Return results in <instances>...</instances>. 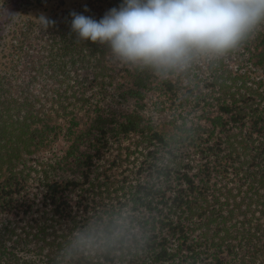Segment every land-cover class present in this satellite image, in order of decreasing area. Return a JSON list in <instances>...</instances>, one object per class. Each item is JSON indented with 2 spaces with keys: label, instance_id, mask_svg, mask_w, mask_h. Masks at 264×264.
<instances>
[{
  "label": "trees",
  "instance_id": "obj_1",
  "mask_svg": "<svg viewBox=\"0 0 264 264\" xmlns=\"http://www.w3.org/2000/svg\"><path fill=\"white\" fill-rule=\"evenodd\" d=\"M122 2L0 82V264H264V26L162 77L72 31Z\"/></svg>",
  "mask_w": 264,
  "mask_h": 264
},
{
  "label": "clouds",
  "instance_id": "obj_2",
  "mask_svg": "<svg viewBox=\"0 0 264 264\" xmlns=\"http://www.w3.org/2000/svg\"><path fill=\"white\" fill-rule=\"evenodd\" d=\"M71 16L79 40L106 45L129 68L167 77L196 59L241 49L264 26V0H123L98 21ZM39 19L45 28L52 23Z\"/></svg>",
  "mask_w": 264,
  "mask_h": 264
},
{
  "label": "rangeland",
  "instance_id": "obj_3",
  "mask_svg": "<svg viewBox=\"0 0 264 264\" xmlns=\"http://www.w3.org/2000/svg\"><path fill=\"white\" fill-rule=\"evenodd\" d=\"M97 2L98 0H0V82L5 77L21 75L26 82L34 80L27 87L32 91H48L50 85L42 86L40 82L52 77L53 71L48 73L46 68L52 59L50 50L54 47L55 40L66 42L71 37L64 28L60 34H55L52 25L45 28L39 17L44 16L51 21L56 15L84 6L93 7ZM19 90V83L14 82L11 94H16Z\"/></svg>",
  "mask_w": 264,
  "mask_h": 264
}]
</instances>
